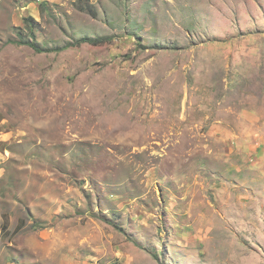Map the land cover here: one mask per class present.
<instances>
[{"label":"rangeland","instance_id":"rangeland-1","mask_svg":"<svg viewBox=\"0 0 264 264\" xmlns=\"http://www.w3.org/2000/svg\"><path fill=\"white\" fill-rule=\"evenodd\" d=\"M92 1L0 0V264H264V0Z\"/></svg>","mask_w":264,"mask_h":264},{"label":"trees","instance_id":"trees-1","mask_svg":"<svg viewBox=\"0 0 264 264\" xmlns=\"http://www.w3.org/2000/svg\"><path fill=\"white\" fill-rule=\"evenodd\" d=\"M76 5L80 10L89 13L93 17H96L99 14L98 7H97V5H95L94 1H92V0H76ZM25 21H26L27 28L30 29L29 35L31 36V38L26 37V35L25 34L23 35V33H21V32H18L19 39H9L8 43L26 44V45H29L30 47H32L36 52H39V53L61 51V50H64V49L72 47V46H81L85 43H88L91 45H102V44L111 42L113 40L112 36H100V37L87 36V37H83L81 39H78L76 41L67 43L66 45L61 46V47H54V48L44 47L41 44H39L38 41L36 40L35 32H34L33 28L31 27L32 23H30V22L34 21V19L27 17L25 19Z\"/></svg>","mask_w":264,"mask_h":264}]
</instances>
